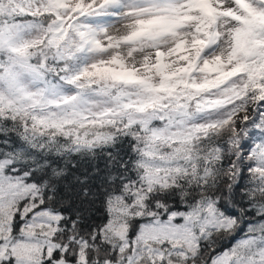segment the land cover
<instances>
[{"label":"snow or ice","instance_id":"1","mask_svg":"<svg viewBox=\"0 0 264 264\" xmlns=\"http://www.w3.org/2000/svg\"><path fill=\"white\" fill-rule=\"evenodd\" d=\"M0 264H264V0H0Z\"/></svg>","mask_w":264,"mask_h":264}]
</instances>
